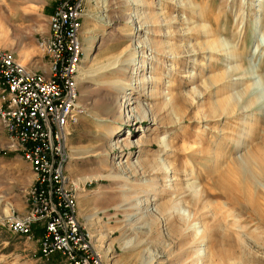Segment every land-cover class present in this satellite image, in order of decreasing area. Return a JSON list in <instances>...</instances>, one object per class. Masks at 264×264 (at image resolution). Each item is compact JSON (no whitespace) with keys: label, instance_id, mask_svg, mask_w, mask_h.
I'll use <instances>...</instances> for the list:
<instances>
[{"label":"rangeland","instance_id":"obj_1","mask_svg":"<svg viewBox=\"0 0 264 264\" xmlns=\"http://www.w3.org/2000/svg\"><path fill=\"white\" fill-rule=\"evenodd\" d=\"M57 3L0 0V49L46 63L36 44ZM82 13L67 177L92 248L104 264H264V0H87ZM136 42L156 53L133 55ZM138 105L153 122L131 125ZM32 182L0 127V264H61L5 226Z\"/></svg>","mask_w":264,"mask_h":264},{"label":"built area","instance_id":"obj_2","mask_svg":"<svg viewBox=\"0 0 264 264\" xmlns=\"http://www.w3.org/2000/svg\"><path fill=\"white\" fill-rule=\"evenodd\" d=\"M58 0L36 44L46 69L33 70L0 49V127L29 167L33 182L22 214L5 221L11 234L30 238L39 225V258L61 264H104L77 217L74 183L67 177L69 130L77 123V77L83 61V4ZM74 186V187H73Z\"/></svg>","mask_w":264,"mask_h":264},{"label":"bare ground","instance_id":"obj_3","mask_svg":"<svg viewBox=\"0 0 264 264\" xmlns=\"http://www.w3.org/2000/svg\"><path fill=\"white\" fill-rule=\"evenodd\" d=\"M169 18V17H168ZM165 19V18H164ZM172 19V18H171ZM166 21V20H165ZM173 21V20H172ZM140 22H136L135 23V27H134V30H136V31H140L141 30V23L139 24ZM167 23V22H166ZM171 23V22H170ZM174 23V22H173ZM150 24V23H149ZM172 24V23H171ZM176 28V27H175ZM168 35H166L168 38H169V40H173V38H175L174 36L176 35V33L175 32H169V33H167ZM165 36V35H164ZM178 39V38H177ZM176 39V40H177ZM174 41H175V39H174ZM178 42H179V40H178ZM147 43V42H146ZM169 45V44H168ZM171 45V44H170ZM174 45V44H173ZM172 45V46H173ZM176 46V45H175ZM167 47V46H166ZM190 47V46H189ZM191 47H194V46H191ZM162 48V47H161ZM149 50L150 52H155V50H153V48L151 47V45H149V46H145L143 43H134L133 45H132V48H131V50H132V54L133 55H138V56H142V58L145 60V58H147V57H145V56H143V50ZM179 49V48H178ZM191 49V48H190ZM194 50V49H193ZM184 51V50H183ZM185 51H186V49H185ZM161 56H163V57H166V58H169V59H175V58H179V59H181V61L183 62H185L186 61V55L184 54V52L182 53V52H179V50H177V51H175V50H173L172 48L171 49H169L168 47L167 48H163L162 50H161ZM194 52V51H193ZM156 53V52H155ZM186 54H187V52H185ZM189 53V52H188ZM191 53V52H190ZM189 53V54H190ZM140 54V55H139ZM158 54V53H157ZM134 63V62H133ZM142 63H145V62H142ZM132 66H135V63H134V65L132 64ZM139 66V68L140 69H142V67H146L147 68V65H145L144 66V64L143 65H138ZM82 71V70H81ZM151 78H150V82H151ZM199 83V82H198ZM140 84V86L142 87V89H140V96H144L145 94L147 95V92L145 93V92H143V90H144V88L143 87H145V85L146 84H148V80H147V77H143V80L139 83ZM200 85H202V84H198V90H201L202 91V89H203V85L202 86H200ZM139 86V87H140ZM130 87V86H129ZM128 89H130L131 90V88H128ZM173 100L175 101V102H181V103H185V100H184V95H183V93H176V94H174L173 95ZM125 103V102H124ZM130 104H134V102H130V100H129V102H128V104L127 105H130ZM187 104V103H186ZM123 107H124V104H123ZM137 107V111L136 112H134V110L135 109H133V110H131L130 109V111H128L127 110V112H128V118H131L130 119V122H131V125H136V124H142V123H144V122H146V121H150V122H153L154 121V119H153V117H151L150 118V116H152V115H149L148 114V112L147 111H145L144 109H143V105H138V106H136ZM135 108V107H134ZM119 130V129H118ZM122 141H124V139H122ZM135 144V143H134ZM139 144V143H138ZM138 144H136V146H134V147H138L139 145ZM130 146H131V143L129 144ZM133 145V144H132ZM119 148V147H118ZM121 149V148H120ZM123 150V149H122ZM140 170V169H139ZM157 170H159V169H157ZM191 171V170H190ZM182 172H183V170H182ZM185 172V171H184ZM192 172V171H191ZM136 173V172H135ZM183 174V173H182ZM185 174V173H184ZM184 174H183V176H184ZM194 174H197V173H194ZM181 175V174H180ZM186 175V174H185Z\"/></svg>","mask_w":264,"mask_h":264},{"label":"crops","instance_id":"obj_4","mask_svg":"<svg viewBox=\"0 0 264 264\" xmlns=\"http://www.w3.org/2000/svg\"><path fill=\"white\" fill-rule=\"evenodd\" d=\"M34 65L27 64L25 66H28L29 68H34L35 70H41V71L46 69V63L45 62L43 64H41V65H37V64H34ZM42 232H43V230H42V228L39 225H34L32 227V234L35 233V237H36L35 242L37 243L38 246H39L38 241H39V238H40ZM31 237H33V236L31 235ZM38 254H39V252H38ZM52 257H55L56 259L59 260L57 263H61V260H60V258L57 255H52L49 258H52ZM53 262H56V261L53 260Z\"/></svg>","mask_w":264,"mask_h":264}]
</instances>
